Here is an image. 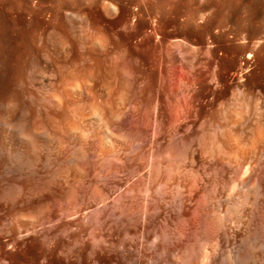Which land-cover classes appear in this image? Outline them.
I'll return each mask as SVG.
<instances>
[{"label": "bare ground", "instance_id": "bare-ground-1", "mask_svg": "<svg viewBox=\"0 0 264 264\" xmlns=\"http://www.w3.org/2000/svg\"><path fill=\"white\" fill-rule=\"evenodd\" d=\"M256 96L264 0H0V264L262 259Z\"/></svg>", "mask_w": 264, "mask_h": 264}, {"label": "rangeland", "instance_id": "rangeland-1", "mask_svg": "<svg viewBox=\"0 0 264 264\" xmlns=\"http://www.w3.org/2000/svg\"><path fill=\"white\" fill-rule=\"evenodd\" d=\"M236 45H233V47H235ZM257 99V100H256ZM258 99H259V101H258ZM261 100H263V98L262 97H260V96H256V98L255 99H253V102H252V105L250 106V114H249V111H248V113H247V115H246V122H248L247 124H249V121L251 120V117H253L252 118V120L253 121H256L257 122V120L260 118V116L261 115H264V101H261ZM258 103H259V105H258ZM261 104H263V105H261ZM258 106V107H257ZM255 107H256V109H255ZM253 108V109H252ZM261 110V111H260ZM256 111V112H255ZM256 114H255V113ZM259 112H262V113H260V114H258ZM249 114V115H248ZM248 116V117H247ZM255 116H257V117H255ZM251 120V121H252ZM250 121V122H251ZM222 122V123H221ZM256 122H253L254 124L256 123ZM220 123H221V126H223L224 124H223V121L221 120L220 121ZM253 123H251L252 125H253ZM223 124V125H222ZM250 124V125H251ZM207 130V128H204V131H206ZM208 131V130H207ZM206 131V132H207ZM146 166V167H145ZM147 170H148V165L147 164H144V166L142 167V169L139 171V173L141 174V173H146L147 172ZM136 178V177H135ZM129 183V182H128ZM126 185V183H124L122 186H121V189H123L124 188V186ZM172 187H170L168 190L170 191V192H172V189H171ZM228 192H226V193H223L222 194V196H221V200L222 201H229V199L231 198L230 197V195H229V193L227 194ZM226 194V195H225ZM224 195V196H223ZM142 197H141V199L142 198H144V196L143 195H141ZM225 198H227L226 200H224ZM140 199V201L142 202V200ZM247 207H252V205L249 203V205L247 206ZM210 215H213V217L214 218H216V217H218V215H223L224 217H225V214H224V211H221L220 213H218V211H216L215 209H212V207L210 206ZM218 214V215H217ZM36 215V212H32V216L31 217H33V216H35ZM246 217V216H245ZM231 222V223H230ZM226 223H227V225L230 227V226H232L231 224H233V226H234V223H233V221H226ZM246 228H244V227ZM243 227V228H242ZM250 228H252V229H255L254 228V226H250ZM241 231L243 232V233H246V232H248L249 231V226L246 224V223H244V225L242 224V226H241ZM245 231V232H244ZM259 233H256V235L254 234L253 235V238L250 240V241H246V240H241V239H237L235 242H234V245L233 246H235L236 247V244H238L239 243V247H244L245 249H246V251L247 252H253V251H255V250H260V252H259V255L260 254H262V255H260V256H262V259L264 260V239H263V237L259 234ZM257 239H259L258 241H256ZM150 242H151V240H149ZM252 241V242H251ZM255 241V242H254ZM150 242H148V243H150ZM254 242V243H253ZM258 242H260V243H258ZM251 243H252V245H251ZM258 243V244H257ZM242 244H244V245H242ZM250 245V246H249ZM237 246V247H238ZM235 247H233L232 248V250L230 251V252H232V251H234V252H236V250H237V247L235 248ZM238 247V248H239ZM256 247V248H255ZM247 248H249V250L247 249ZM251 248V249H250ZM253 249H255V250H253ZM253 250V251H252ZM225 256L227 255V251L225 250ZM232 257H233V259H231L229 262H228V264H231V262H232V264H240L239 262H237L236 260H235V255L232 253ZM257 257H259V256H257ZM256 257V260L254 259V260H251L252 262H254V261H256V262H254L255 264L257 263V260H258V264H263V260L261 259V257H259V258H257ZM146 259V258H145ZM226 260V259H225ZM233 260H234V262H233ZM259 261H262L261 263L259 262ZM252 262H249L250 264L252 263ZM254 263H252V264H254Z\"/></svg>", "mask_w": 264, "mask_h": 264}]
</instances>
